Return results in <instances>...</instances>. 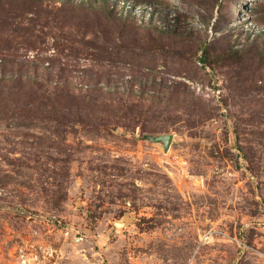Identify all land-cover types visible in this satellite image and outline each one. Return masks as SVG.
I'll use <instances>...</instances> for the list:
<instances>
[{
    "label": "rangeland",
    "instance_id": "1",
    "mask_svg": "<svg viewBox=\"0 0 264 264\" xmlns=\"http://www.w3.org/2000/svg\"><path fill=\"white\" fill-rule=\"evenodd\" d=\"M37 241L264 264V0H0V264Z\"/></svg>",
    "mask_w": 264,
    "mask_h": 264
},
{
    "label": "built area",
    "instance_id": "2",
    "mask_svg": "<svg viewBox=\"0 0 264 264\" xmlns=\"http://www.w3.org/2000/svg\"><path fill=\"white\" fill-rule=\"evenodd\" d=\"M52 226H57L56 223L61 225V221L57 218H54ZM60 231L64 234L65 237H70V230L68 228H60ZM38 234L37 232H35ZM54 253L53 248L45 242L37 241L35 245L31 246V249H20L19 259L21 264H43L47 259L52 257Z\"/></svg>",
    "mask_w": 264,
    "mask_h": 264
},
{
    "label": "water",
    "instance_id": "3",
    "mask_svg": "<svg viewBox=\"0 0 264 264\" xmlns=\"http://www.w3.org/2000/svg\"><path fill=\"white\" fill-rule=\"evenodd\" d=\"M152 141H155V142H162L163 145H164V149L166 152L169 151V148L171 146V143L173 141V136L171 135H160L156 138H150Z\"/></svg>",
    "mask_w": 264,
    "mask_h": 264
},
{
    "label": "trees",
    "instance_id": "4",
    "mask_svg": "<svg viewBox=\"0 0 264 264\" xmlns=\"http://www.w3.org/2000/svg\"><path fill=\"white\" fill-rule=\"evenodd\" d=\"M206 53H205V56L201 59V62L202 63H206V61H207V59H206ZM21 72H22V70H21V67H19V73H18V75H20L21 74ZM50 74V73H49ZM65 85V89L67 88V84H64ZM54 89H58V88H54Z\"/></svg>",
    "mask_w": 264,
    "mask_h": 264
}]
</instances>
